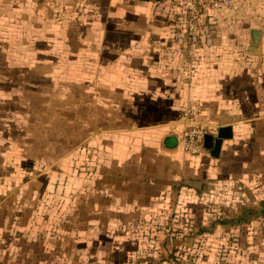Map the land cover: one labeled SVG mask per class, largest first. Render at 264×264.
<instances>
[{
    "label": "rangeland",
    "instance_id": "obj_1",
    "mask_svg": "<svg viewBox=\"0 0 264 264\" xmlns=\"http://www.w3.org/2000/svg\"><path fill=\"white\" fill-rule=\"evenodd\" d=\"M225 1L204 13L201 33L202 26L204 31L207 24L226 22L247 23L249 29L225 30L232 36L259 32L248 45L226 50L249 53L246 70L260 84L264 77L255 75L264 74V0ZM96 2L0 0V264H144L148 244L158 250L152 264H264V213H258L264 206V146L255 133L237 138L210 161L200 177L203 189L176 213L168 209L162 235L116 237L112 221H98L97 133L112 127L101 119L107 112L147 116L149 108L99 106V97L108 94L97 86L126 78L108 73L113 62L98 57L103 32L86 25L97 16V6L91 8ZM165 14L175 23L171 35L188 44L182 14ZM204 43L189 50L195 54L188 66ZM193 80L194 75L180 79L188 92L163 94L182 96L183 106L159 103L155 114L183 129V112L194 107V125L214 133L223 119L199 104L205 95L192 92ZM218 111L225 116L226 109ZM244 127L246 136L256 130ZM246 211L258 216L234 225Z\"/></svg>",
    "mask_w": 264,
    "mask_h": 264
},
{
    "label": "crops",
    "instance_id": "obj_2",
    "mask_svg": "<svg viewBox=\"0 0 264 264\" xmlns=\"http://www.w3.org/2000/svg\"><path fill=\"white\" fill-rule=\"evenodd\" d=\"M95 6L97 16L86 25L103 32L99 33L98 43L104 51L98 57L113 62L114 68L108 73L126 78L125 82L119 78L97 86L100 92L103 89L108 94L99 97V106L120 110L149 108L147 116L146 113L138 116L137 112L112 117L107 112L101 119V124L112 123V127L97 133V173L99 181L102 180L97 186V219L112 221L111 230L116 237L147 236L146 231L149 237L160 236L163 234L161 224L170 217L168 209L176 208L173 211L176 213L190 203L188 198L193 192H201L200 177L206 173L207 165L212 164L210 161L219 160L237 138L250 139L254 133L255 141L264 146V81L260 84L251 81L246 70L249 53L226 50L234 44L248 45L251 33L245 30L243 35L232 36L225 31L234 25L249 29L246 22L210 23L205 25L204 31L202 26L198 43H206L202 44V50L197 49L196 63L188 66L189 57L195 54L189 50L195 52L196 47L191 48L185 39L171 35L175 23L165 14L170 10V7L164 8L165 0L159 3L97 0L91 8ZM230 62L235 65L230 66ZM261 72L258 70L255 77H264ZM193 75L192 92L201 91L205 95L199 104L215 110V117L223 119L217 121L222 124L214 133L205 135L214 138L212 148L218 131L227 126L231 128L232 137L221 141L217 157L204 149L199 156L186 154L180 143L183 129L179 123H168V118L154 111L159 103L165 108L168 103L183 106L186 102L181 100L182 96L169 99L163 94L171 90L181 94L188 92L180 79ZM159 93H162L161 99ZM187 108L193 112L194 107ZM220 109H226L225 116L220 114ZM193 115L194 112L188 120H183L185 127L196 122ZM199 119L208 122L209 118L201 116ZM141 125L146 127H138ZM250 125L256 130L246 136L244 126ZM193 181H201L200 190L188 184ZM146 246L149 264H152L158 252L151 245Z\"/></svg>",
    "mask_w": 264,
    "mask_h": 264
},
{
    "label": "built area",
    "instance_id": "obj_3",
    "mask_svg": "<svg viewBox=\"0 0 264 264\" xmlns=\"http://www.w3.org/2000/svg\"><path fill=\"white\" fill-rule=\"evenodd\" d=\"M227 5L225 0H170V6L176 14H182L184 29L189 45L194 48L201 38V21L205 12L210 9H219ZM191 109L183 112V120L192 116ZM206 133L194 124L183 128L180 134L182 149L189 156L195 157L203 153L202 141Z\"/></svg>",
    "mask_w": 264,
    "mask_h": 264
},
{
    "label": "water",
    "instance_id": "obj_4",
    "mask_svg": "<svg viewBox=\"0 0 264 264\" xmlns=\"http://www.w3.org/2000/svg\"><path fill=\"white\" fill-rule=\"evenodd\" d=\"M140 1H145V2L152 1L159 3L161 0H140ZM259 35L260 33L257 31L251 32V37L254 40L257 39ZM231 137H232L231 128L230 127L222 128L218 131L217 137L214 140L213 148H212V142L214 138L209 135L204 136L203 149L206 151H210L212 157H217L219 154L221 141L223 139H230ZM188 184L193 188H195L196 190H200L201 188V181H193V182H189Z\"/></svg>",
    "mask_w": 264,
    "mask_h": 264
},
{
    "label": "trees",
    "instance_id": "obj_5",
    "mask_svg": "<svg viewBox=\"0 0 264 264\" xmlns=\"http://www.w3.org/2000/svg\"><path fill=\"white\" fill-rule=\"evenodd\" d=\"M169 5H170V3H169ZM170 7V9H171V6H169ZM172 10V9H171ZM173 11V10H172ZM258 213H263V210L262 211H260V212H258ZM258 213H253L255 216H258ZM253 214H251V212L250 211H246L245 213H244V215L242 216V217H240V219H238L237 221H234V222H232V223H234V225H236V226H238V225H241V224H244V223H246V222H248L249 220V218H251V215H253ZM223 223H225V222H223ZM228 223V222H227ZM230 224H232L231 222H229Z\"/></svg>",
    "mask_w": 264,
    "mask_h": 264
},
{
    "label": "flooded vegetation",
    "instance_id": "obj_6",
    "mask_svg": "<svg viewBox=\"0 0 264 264\" xmlns=\"http://www.w3.org/2000/svg\"><path fill=\"white\" fill-rule=\"evenodd\" d=\"M263 213H264V206L262 207ZM251 218H249L248 220H250Z\"/></svg>",
    "mask_w": 264,
    "mask_h": 264
}]
</instances>
